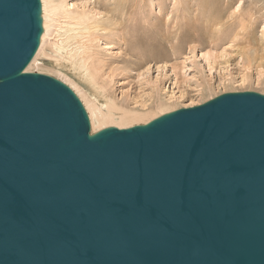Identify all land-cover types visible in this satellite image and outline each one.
Returning a JSON list of instances; mask_svg holds the SVG:
<instances>
[{"label":"water","instance_id":"water-1","mask_svg":"<svg viewBox=\"0 0 264 264\" xmlns=\"http://www.w3.org/2000/svg\"><path fill=\"white\" fill-rule=\"evenodd\" d=\"M42 32L40 0H0V264H264V95L92 135L23 72Z\"/></svg>","mask_w":264,"mask_h":264},{"label":"rangeland","instance_id":"rangeland-1","mask_svg":"<svg viewBox=\"0 0 264 264\" xmlns=\"http://www.w3.org/2000/svg\"><path fill=\"white\" fill-rule=\"evenodd\" d=\"M118 1L65 0V3L69 11H87L92 16L103 18ZM199 1L181 0L182 7L177 14L180 29L176 41L169 42L164 37L167 26L171 24L170 21L163 23V16H158L157 7L146 17V10L142 5L133 6L131 2H128L126 10V15H130L126 35H123L121 28H117L113 31L114 36L106 33L104 38L96 40L97 55L107 62L99 80L108 84L112 95L128 109L142 112L144 118L141 116V120L137 124L135 122L136 125L148 123L146 120L150 116H157L161 109L172 112L196 106L223 93L250 91L264 95V64L257 68L259 62L249 64L241 59V53L250 51L257 57L256 61H264L260 58L264 56V45L260 40L261 19L254 23L248 33L238 35L230 44V39L225 36H230L236 29L239 22L236 18L225 29V34L213 39V45L210 43L212 36L206 28V21L208 17L216 16V12L224 21L227 8L219 0H205L206 5L203 0V3ZM263 1L247 0L244 9L252 6L258 17L259 14L262 17ZM167 3V0L163 3V14L170 12ZM197 8L199 11L194 13ZM195 14L199 23L192 22ZM171 18L176 19V15L172 14ZM188 21L189 26L185 25ZM53 36L54 34L49 38L50 43L54 40ZM66 70L85 84L84 80L76 78L80 75L73 74L68 65ZM82 87L85 88L83 85ZM135 124H129V127ZM127 126L124 125L125 128ZM100 130L102 129H97L96 133Z\"/></svg>","mask_w":264,"mask_h":264},{"label":"bare ground","instance_id":"bare-ground-1","mask_svg":"<svg viewBox=\"0 0 264 264\" xmlns=\"http://www.w3.org/2000/svg\"><path fill=\"white\" fill-rule=\"evenodd\" d=\"M167 1L170 8L168 14L162 13L163 3H166V0H119L110 11L111 13L107 12L105 17L100 18L90 15L87 11H78L76 9L69 11L65 0H40L43 32L36 53L23 72L47 75L62 82L74 92L86 110L92 135L96 133L97 129H106L107 127L121 129V127L125 128L126 125L129 127V124L132 125L135 122L137 124V121L141 120V116L144 118V115H141L142 112L139 113L128 109L123 102L118 101L112 95L108 84L99 80L102 78L101 73L107 62L97 55L96 40L104 38L106 33L114 36L113 31L117 28H121L123 35H126V29L130 23V15H126V10L128 2H131L133 6L142 5L146 10V17L150 16L153 8L157 7L158 16H163V23L167 24L170 21L171 24L170 26L166 25L168 30L166 29L164 37L169 42L176 41L180 29L177 23V14L183 2L181 0ZM199 2L203 3L201 0ZM210 2L212 1L210 0ZM219 2H223L224 7L227 8V16L225 15L224 21H222L223 18H220L221 16L218 12H216V16L208 17L206 28L210 30L209 34L212 36V39H210L211 44L215 45V40L213 41V39L219 37L222 33L225 34V29L231 26L232 22L238 18L239 22L234 32L230 36H225L226 39H230V44L239 37L238 35L248 33L254 23L261 19V22L259 20L262 28L260 40L264 45V7H260L263 11V16L261 17L259 14L258 17L254 7L251 6L244 9L247 0H219ZM206 3L207 1L203 4L206 5ZM198 11L199 8L195 9L194 13ZM112 13H118V15L114 16ZM172 14L176 15V19L171 18ZM192 22L199 23L196 14L193 15ZM185 25L189 26V21ZM53 34L54 40L50 43L49 38ZM192 44L193 42H191ZM260 58L264 59V56H260ZM40 59H42V62ZM241 59L246 60L249 64L259 62L257 68L264 64V61H256L257 57L250 51L241 53ZM205 60L209 62L207 58ZM67 65L71 68L73 74L77 73L80 75V77L76 78L84 80L85 84L69 74L66 70ZM166 113H169L167 109H161L159 114H156L157 116H153L154 118L150 116L146 121L150 122Z\"/></svg>","mask_w":264,"mask_h":264}]
</instances>
